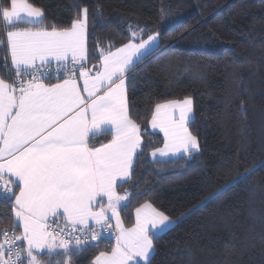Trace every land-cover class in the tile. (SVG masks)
<instances>
[{
    "label": "snow or ice",
    "instance_id": "snow-or-ice-1",
    "mask_svg": "<svg viewBox=\"0 0 264 264\" xmlns=\"http://www.w3.org/2000/svg\"><path fill=\"white\" fill-rule=\"evenodd\" d=\"M21 22L30 27L19 28ZM142 35L132 31L133 39ZM160 35L96 56L87 45V7L63 27H49L30 0L0 7V58L8 72L0 75V207L10 213L0 231V264H50L53 257L73 264L100 244L110 251H98L90 264H151L154 242L172 222L146 202L125 226L131 193L118 189L150 147L131 115L127 85L160 48ZM90 60L99 63L89 68ZM192 114L190 97L155 104L148 123L163 146L152 150L154 163L199 153Z\"/></svg>",
    "mask_w": 264,
    "mask_h": 264
},
{
    "label": "trees",
    "instance_id": "trees-1",
    "mask_svg": "<svg viewBox=\"0 0 264 264\" xmlns=\"http://www.w3.org/2000/svg\"><path fill=\"white\" fill-rule=\"evenodd\" d=\"M30 2L45 12L49 27L70 25L87 7V45L96 56L161 33L160 48L137 66L127 85L131 115L150 147L118 189L131 193L121 214L125 226L131 227L135 209L146 202L174 221L155 240L151 264H264V0ZM8 3L0 0V7ZM140 29L142 37L133 39L132 31ZM3 63L0 58V75L7 76ZM97 63L90 60L88 67ZM186 97L193 100L189 131L200 151L154 163L147 156L163 140L149 130L151 110ZM9 216L0 207V230L9 227ZM109 250L106 244L89 248L73 264H90L98 251ZM50 264H57L55 257Z\"/></svg>",
    "mask_w": 264,
    "mask_h": 264
},
{
    "label": "rangeland",
    "instance_id": "rangeland-1",
    "mask_svg": "<svg viewBox=\"0 0 264 264\" xmlns=\"http://www.w3.org/2000/svg\"><path fill=\"white\" fill-rule=\"evenodd\" d=\"M149 130L151 131V132H153V133H157V134H160L158 131H155V130H153L151 127H150V125H149ZM161 135V137H162V140H163V136H162V134H160ZM163 146V142H162V144H161V146L160 147H162ZM151 152H152V150L149 152V154H148V159L149 160H151V161H153L152 160V157H151ZM177 158V157H176ZM161 160H168V158H160ZM173 159H175V158H173ZM45 264V263H44Z\"/></svg>",
    "mask_w": 264,
    "mask_h": 264
},
{
    "label": "crops",
    "instance_id": "crops-1",
    "mask_svg": "<svg viewBox=\"0 0 264 264\" xmlns=\"http://www.w3.org/2000/svg\"><path fill=\"white\" fill-rule=\"evenodd\" d=\"M147 39V38H146ZM130 42V41H129ZM129 42H127V43H129ZM131 42H133V43H139V42H135V41H131ZM127 43H125V44H127ZM124 44V45H125ZM123 46V45H122ZM121 47V46H120ZM114 51V50H113ZM9 60H10V57H9ZM170 219V218H169ZM170 221L172 222L170 225H169V227H168V229H170L173 225H174V221L173 220H171L170 219ZM134 222H135V211H134ZM112 223H113V225L115 224V221H112ZM167 229V230H168ZM166 230V231H167ZM113 241V243H114V240H112ZM110 251V250H109ZM141 264H143V262H141Z\"/></svg>",
    "mask_w": 264,
    "mask_h": 264
},
{
    "label": "built area",
    "instance_id": "built-area-1",
    "mask_svg": "<svg viewBox=\"0 0 264 264\" xmlns=\"http://www.w3.org/2000/svg\"><path fill=\"white\" fill-rule=\"evenodd\" d=\"M0 203H2V202H0ZM6 229H7V228L2 229V230H0V231H4V230H6ZM17 243H22V242H19V241H18ZM107 246H108V245H107Z\"/></svg>",
    "mask_w": 264,
    "mask_h": 264
}]
</instances>
